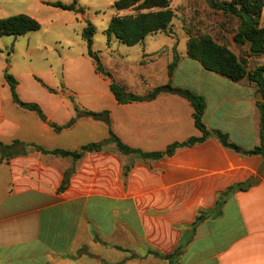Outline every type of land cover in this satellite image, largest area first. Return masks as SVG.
I'll use <instances>...</instances> for the list:
<instances>
[{
    "label": "crops",
    "instance_id": "0c3cea01",
    "mask_svg": "<svg viewBox=\"0 0 264 264\" xmlns=\"http://www.w3.org/2000/svg\"><path fill=\"white\" fill-rule=\"evenodd\" d=\"M143 58L154 62L156 55L144 52ZM187 60L198 65L179 61L170 78L166 64L162 77L145 71L131 79L133 86L144 90L141 96L170 81L174 87L190 89L206 100L204 122L209 131L226 134L245 151L260 146L259 104L264 100H259L258 85L247 79L231 81ZM120 79L129 89V78ZM101 95L94 93L95 104ZM112 95H107L112 129L129 147L159 152L202 136L194 108L179 95L161 94L153 101L126 105ZM89 105L91 111L106 110ZM42 107L47 121L19 107L11 91L0 88V143L79 151L110 136L104 122L90 117L57 132L49 123L64 125L75 110ZM112 145L78 160L29 148L26 156L0 162V264H169L153 253L172 254L199 211L214 209L221 193L252 178L259 182L232 195L221 217L203 222L174 264H264L263 156L236 153L215 136L162 160L124 155ZM66 173L69 186L60 192ZM90 202L96 209L103 204L119 208L125 220L111 221L104 232L101 220L86 214ZM132 210L137 227L127 220Z\"/></svg>",
    "mask_w": 264,
    "mask_h": 264
},
{
    "label": "rangeland",
    "instance_id": "374dc122",
    "mask_svg": "<svg viewBox=\"0 0 264 264\" xmlns=\"http://www.w3.org/2000/svg\"><path fill=\"white\" fill-rule=\"evenodd\" d=\"M116 1L0 0V20L23 14L41 24L39 31L25 36H0V88L10 93V85L5 78L6 74H10L18 80L17 91L25 102H35L48 109L59 106L63 111H73L75 107L91 111L87 107L93 102L94 109L104 110L106 107L109 110L107 95H112V81L124 87L125 83L120 78H129L131 82L126 84L130 87L124 88L132 94L143 95V89L133 86L134 77L145 71L162 77L165 65L170 66L175 58H178V63L189 61L197 66V62L187 60L188 42L192 36L206 34L228 46L249 72L264 66V54L253 56L248 44L234 42L240 20L213 10L207 0H171L175 18L168 32L150 35L143 46L135 47L121 43L108 32L113 17L136 14L134 9L118 12L114 7ZM57 2L65 5L76 2V10L66 11L52 6ZM261 24L264 26V12ZM90 25L95 28L93 51L98 53L105 71L111 77L97 73L96 63L88 55L89 48L83 34ZM144 52L156 55V58H152L156 60L152 62L143 58ZM183 75L181 70L177 76L178 82L184 80ZM38 79L54 89L55 93H50ZM96 91L104 94L97 104L93 101ZM259 100L263 101L264 98L260 96ZM94 205V202H90L86 214L90 219L99 218L104 232L111 221L125 220L119 208H107L103 204L96 209ZM127 220L137 227L133 210Z\"/></svg>",
    "mask_w": 264,
    "mask_h": 264
},
{
    "label": "trees",
    "instance_id": "16d2710c",
    "mask_svg": "<svg viewBox=\"0 0 264 264\" xmlns=\"http://www.w3.org/2000/svg\"><path fill=\"white\" fill-rule=\"evenodd\" d=\"M213 10L222 12L225 15H231L240 20L238 32L234 36L236 44H248L250 52L253 56L264 54V26L261 24V18L264 12V0H207ZM52 6L66 10H76V2L72 5H65L61 2L52 3ZM118 12L134 9L136 14L118 15L112 18L109 26V34L115 35L121 43L134 47L143 44L150 35L168 32L175 18V13L171 8V0H117L114 4ZM41 29V24L34 18L27 15H16L0 20V36H25L31 32ZM95 28L90 25L84 31V38L87 41L89 52L88 55L96 63V71L99 74H107L102 65L98 53L93 51ZM188 57L202 64L208 72H213L226 77L234 82H240L244 79L255 83L259 87V91L264 93V66H259L253 72H249L238 56L229 49L225 44L217 42L211 35H200L190 37L188 42ZM178 65V58L169 66V77L172 78L175 68ZM6 81L10 85L12 98L19 107L35 112L43 121H47V117L42 107L35 102H25L20 99L18 94V80L10 74L5 75ZM39 82L50 92L55 93L54 89L47 86L41 79ZM110 90L116 101L121 105L131 104L135 102L153 101L161 94H176L188 100L194 108L195 126L202 133L201 137H192L185 142H176L167 147L164 151L146 153L140 149L127 146L114 133L112 129V120L110 111H88L80 110L75 107L76 115L66 124L57 125L49 123L57 132L71 128L80 118L90 117L96 121L104 122L110 130V136L107 140L90 143L84 145L79 151H68L62 149L46 150L43 147L34 144H24L20 141H14L11 145L0 143V162L9 161L18 156L28 155L29 148L41 152L46 155H54L61 157H69L74 160L82 158L87 153L101 152L108 144H114L117 150L124 155H135L143 160H162L171 157L178 149L191 147L208 140L215 136L220 143L236 153L246 156L261 155L264 157V104L260 102L261 109V130H260V146L253 150L245 151L239 145L230 141L228 136L220 131L211 132L208 130L204 122V115L207 104L205 98L190 89L173 87L171 81L164 86L156 87L146 96L135 95L128 92L124 87L112 81ZM127 175V171L125 172ZM70 173H66L60 192H64L70 181ZM259 182L257 178H252L246 183L237 184L230 187L226 192L218 196V201L214 209L209 211H199L195 221L186 226L184 229V239L180 246L169 255L153 253L162 260L174 264L183 254L185 248L191 243L188 237L196 234L198 227L209 218H219L222 216V210L228 199L238 191H245ZM134 258V257H132ZM116 264H123L116 263Z\"/></svg>",
    "mask_w": 264,
    "mask_h": 264
},
{
    "label": "water",
    "instance_id": "95a60500",
    "mask_svg": "<svg viewBox=\"0 0 264 264\" xmlns=\"http://www.w3.org/2000/svg\"><path fill=\"white\" fill-rule=\"evenodd\" d=\"M260 96H261V99H263V98H264V95H263V94H260Z\"/></svg>",
    "mask_w": 264,
    "mask_h": 264
}]
</instances>
